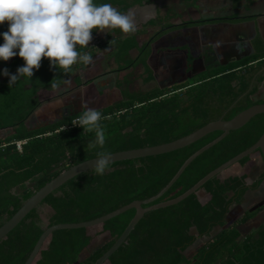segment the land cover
Segmentation results:
<instances>
[{
	"label": "trees",
	"instance_id": "1",
	"mask_svg": "<svg viewBox=\"0 0 264 264\" xmlns=\"http://www.w3.org/2000/svg\"><path fill=\"white\" fill-rule=\"evenodd\" d=\"M187 7L196 0H183ZM237 14L227 18H201L182 20L175 12L158 16L135 31L121 33L119 29L108 32L106 38L85 51L97 57L103 50L113 49L108 61L116 66L120 75L124 71L142 67L143 84L156 81L155 71L149 65L153 45L171 32L216 24L239 25L257 23L260 15H247L259 0H230ZM110 3L123 13L150 0H94ZM181 19V25L175 20ZM6 30V23L0 31ZM91 31L92 38L98 36ZM145 40L140 42L142 37ZM109 41L111 43L109 44ZM2 42V39H0ZM253 53L226 64L207 57L205 70L193 77L194 85L182 84L170 88L156 87L147 92H132L127 78L116 81L121 100L110 104L106 92L84 89V98L90 90L94 98L103 100L96 108L105 131L104 149L110 154L156 147L184 138L204 126L219 121H229L241 112L259 104L254 96L264 88V39L256 30L251 41ZM211 50V48L209 49ZM135 51L137 55L132 57ZM185 53L187 72L194 63L188 47L164 49L161 53ZM158 62V61H157ZM23 65L22 58L14 56L0 61V69L7 68L15 74ZM83 65L76 63L64 72L50 69L49 61L41 59L38 69L29 79H21L8 87V78L0 76V131L12 135L0 139V228L46 184L62 172L95 159L87 143L94 131H84L72 123L79 114H69L62 120L36 129L27 127L28 121L42 108L43 93H54L78 74ZM157 66V64H156ZM74 80L76 88L87 87ZM56 83L57 87H51ZM58 131V132H57ZM264 134V114L253 118L243 128L230 132L220 143L203 153L184 171L174 186L157 202L178 198L208 174L253 147ZM222 135L213 132L196 143L165 155L130 160L109 165L102 176L93 171L70 180L45 199L32 211L6 239L0 241V264H25L43 232L58 224H79L93 221L113 213L135 201H146L159 194L174 178L182 165L197 151ZM26 142L22 151L16 142ZM258 150L239 162L246 167ZM264 181V173L248 186V175L210 180L200 194L183 202L144 216L126 243L110 258L109 264H264V228L242 235L238 226L254 219L264 206L247 211L235 224L228 226L227 219L234 206L244 202L249 190H256ZM48 207V224L44 225L40 211ZM144 207H148L145 205ZM135 210L106 222L95 235L88 230H61L52 234L35 264H96L122 235L135 216ZM217 230H221L214 235ZM108 234L109 242L97 248L80 261L81 254L100 234ZM201 239H208L188 255Z\"/></svg>",
	"mask_w": 264,
	"mask_h": 264
},
{
	"label": "clouds",
	"instance_id": "2",
	"mask_svg": "<svg viewBox=\"0 0 264 264\" xmlns=\"http://www.w3.org/2000/svg\"><path fill=\"white\" fill-rule=\"evenodd\" d=\"M0 61L18 56L23 65L15 74L7 68L0 69V76L8 78V87L21 79H29L38 69L43 58L48 59L50 69L71 71L72 65H88L93 56L80 49L89 48L91 31L119 29L121 33L135 31L136 24L131 12L123 13L110 3L94 0H0ZM111 41H109V44ZM56 88L57 84L52 83ZM100 111L82 108L72 123L84 131H94L95 136L87 143L94 152L95 163L91 170L102 176L111 164V154L104 149L105 131L100 123Z\"/></svg>",
	"mask_w": 264,
	"mask_h": 264
},
{
	"label": "crops",
	"instance_id": "3",
	"mask_svg": "<svg viewBox=\"0 0 264 264\" xmlns=\"http://www.w3.org/2000/svg\"><path fill=\"white\" fill-rule=\"evenodd\" d=\"M129 12H131L133 15L136 27L143 26L149 23L151 20L157 18L158 16H165L168 12H175L177 14H180L182 16V20L184 21L198 20L201 18L204 19L227 18V17H232L238 13L237 10L234 9L233 4L230 0H196V3L190 7H187V5L183 0H150V2L147 4H144L142 6H135L129 9L127 13ZM246 14L260 15V17L258 18L257 23L248 22L239 25L216 24V25H208L198 28L182 29L169 33L168 35L162 37L158 42H156L153 45V53L151 58L149 59L150 67L155 71L156 70L155 65L157 64L161 75L165 74L169 76L175 74L176 70H173V72L170 71L165 72V70L167 69V65L185 64L184 63L185 59L183 57V54L185 53L184 52L178 54L161 53L160 54L161 56L159 57L158 52L164 49L180 48L186 46L190 49L193 57L195 58L196 55L194 54V50L196 48L201 49L202 44L205 43V36H204L205 30L212 32L214 34L212 37V41L213 44L217 46L218 53H221L222 49L224 51L226 47L230 49V46L236 42L238 31L241 33V35L248 36L251 43V41L255 37L256 30L259 29L264 39V0H259L258 2H256L252 6L251 11ZM182 20L178 19L175 20L173 23L178 26L181 25ZM109 31L110 30H101L96 38H91L89 44L95 45L98 41H101L102 39L106 38ZM145 38L146 36L142 37L140 39V42L144 41ZM112 50L113 49L103 50L99 55H97V57L93 59V61L90 63V67H93L92 69H90L93 70L92 75L90 77H86L87 70H84V68H82V70L79 71L78 74L71 77L73 84H74V80L77 77H80L83 83H86L90 80L93 81L92 84L87 87L77 88L81 90L83 94H84L83 92L84 89L90 88V89H95L98 92H103V88L104 87L106 88V84H108L109 82L112 81L116 84V81L118 80L117 78L118 73L114 69L117 68L116 66H111L110 68L109 61L107 59ZM252 53L253 52H251V54ZM131 55L132 57H135L137 53L133 51ZM100 57L103 58L101 59ZM197 63H199L198 60L194 62V66H193L194 71ZM139 68L142 70L141 75H143L144 70L142 67H137L134 70L137 71L139 70ZM134 70H129L122 73L125 74L124 78H127L128 75H130L131 72ZM160 80H162V78ZM160 80L159 78L158 79L156 78V82ZM69 88H70V82L67 81L64 84V86H62L60 89L65 90ZM71 91H74V88ZM71 91H68L70 92L69 94L72 93ZM256 95H258V97H260V95H263L264 97V89L259 94ZM69 97L70 95L67 96L66 98ZM258 99L262 100L261 98ZM243 173H246L248 175L247 185L248 186L253 185L255 182L259 180L260 176L264 173L263 159L258 154L255 155L246 167L243 168L238 165V167L235 168L233 174L231 176H228L227 178L238 176ZM259 206H264V181L261 183L258 189L249 190L246 193L244 197V202L241 205L234 206L232 208L231 212L234 209L241 210V215L239 214L238 219L237 218L236 220L234 219L233 223L238 222V220L243 216L245 212L253 211ZM231 212L229 216L232 215ZM233 223L229 224L228 226H231ZM248 227H250V231H248ZM260 228H264V209L247 224L238 226L239 231L244 236L257 231ZM243 231H248V232L243 233ZM219 232H221V230H217L214 235H217Z\"/></svg>",
	"mask_w": 264,
	"mask_h": 264
},
{
	"label": "water",
	"instance_id": "4",
	"mask_svg": "<svg viewBox=\"0 0 264 264\" xmlns=\"http://www.w3.org/2000/svg\"><path fill=\"white\" fill-rule=\"evenodd\" d=\"M262 114H264V104L255 105L241 112L240 114H238L237 116H235L233 119L229 121L219 120V121L210 123L204 126L203 128L199 129L198 131L184 138H181L177 141L164 144V145H160V146H156V147H148L144 149L130 150V151H124V152H118V153L111 154V157H110L111 164L110 165L119 163V162H124V161L160 156V155H165V154L172 153L174 151L186 148L213 132L222 133V135L219 138H217L215 141L203 147L202 149L197 151L195 154H193L190 158H188L186 162L182 165L180 170L177 172V174L174 176V178L155 197L149 200H146V201H135L127 206L120 208L119 210L113 213H110L104 217H101L93 221L79 223V224H58V225H54V226L47 228L43 232L41 237L39 238L35 248L33 249L30 257L28 258L25 264H35L45 244L47 243L49 238L52 236V234L57 231L82 230V229L89 230V229L96 228V227L102 228L106 222L112 219H115L125 214L128 211L135 210L136 212L135 216L130 221L129 225L124 230L122 235L116 240L113 246L103 256H101L96 262V264H109L110 258L120 249L121 246H123L126 243L131 233L134 231L138 223L144 218L145 215L151 212L160 210V209H165L171 206H175L194 194H200L203 186L207 184L210 180L223 175L225 172H227L234 166L239 165V162L241 160L249 156H252L258 150H260L261 158L264 161V134H263L261 138L259 139V141L253 147H251L247 151L243 152L242 154L238 155L237 157L233 158L232 160L228 161L227 163L223 164L222 166H220L219 168H217L216 170L208 174L205 178L200 180L195 186H193L190 190H188L187 192H185L178 198L170 200V201L154 204L155 202L160 200L174 186V184L179 180V178L182 176L184 171L190 166V164H192L193 161H195L203 153H205L206 151H208L209 149H211L212 147L220 143L230 132L243 128L253 118H255L258 115H262ZM94 163H95V159H91L81 164H78L62 172L59 176H57L51 182L46 184L42 189L36 192L22 206V208L8 222H6L0 228V241L6 239V237L17 226H19L22 223V221L25 220V218L32 211L39 208L41 204L45 201V199L49 197L51 194H53L56 190H58L64 184L76 178L77 176L83 173L92 171L91 167L94 165ZM145 205H148V207H144Z\"/></svg>",
	"mask_w": 264,
	"mask_h": 264
},
{
	"label": "rangeland",
	"instance_id": "5",
	"mask_svg": "<svg viewBox=\"0 0 264 264\" xmlns=\"http://www.w3.org/2000/svg\"><path fill=\"white\" fill-rule=\"evenodd\" d=\"M205 34V43L202 44L201 49H195L194 54L196 55L195 58L193 57L190 49V54L194 58V62L196 60L199 61L197 65L195 66V71H194V63L192 65L191 71L188 73L187 72V63H186V57L185 54H183L184 57V63L183 65L181 64H170L167 65V69L165 72L170 71L173 72L175 71V74L172 75H165L160 73V70L158 69V65L156 66V72L155 76L159 80L162 78V80L158 82H151L149 84H143L142 82V70L139 68L137 71H132L130 75H128V79L131 81V91L132 92H147L150 91L156 87L159 88H170L176 85H182V84H188V85H194V79L193 77L196 76L197 74L201 73L202 71L205 70V61L206 58L209 57L212 59L214 62H218L220 64H226L230 61L233 60H238L240 58H243L245 56H248L253 52L252 46L249 40L248 36L241 35V33L238 31V35L236 38V42L230 46V49L226 47V49L223 51L221 50V53H218L217 46L213 44L212 37L213 33L209 31H204ZM211 48V50H209ZM173 49V48H172ZM229 54V55H228ZM101 59L103 57H100ZM108 59V58H107ZM114 66L113 64H110L109 62V67ZM84 70L86 71V77H90L92 75L93 67H90V64L83 67ZM117 70V69H114ZM129 71V70H128ZM126 72V71H124ZM122 72V73H124ZM120 74L117 76L118 79H123L125 74ZM84 74V71H83ZM164 80V81H163ZM68 82H70V88L65 89V90H57L54 93H43L42 94V99L44 101V105L42 108L28 121L27 127L30 129H36L40 127L41 125H49L53 124L55 122H58L65 118L69 114H76L80 113L82 111V108H90V109H96L103 104V100L97 99L93 97L92 90L89 91L87 94L86 98H84V94L82 93L81 90L77 89L75 85L73 84V81L71 78L68 79ZM74 88V91H71ZM264 89V88H263ZM262 89V90H263ZM261 90V91H262ZM71 91L72 93L69 94ZM103 91L106 92L105 98L108 100L110 104L117 103L121 100L120 92L116 89V84L114 82H109L106 84V88H103ZM260 91V92H261ZM259 92V93H260ZM258 93V94H259ZM69 98H66L69 96ZM258 98H261L262 101H264L263 95H258L254 96V100H260ZM12 135V131H0V139H5L8 138L9 136ZM255 156V155H254ZM253 156V157H254ZM252 157V159H253ZM251 159V160H252ZM238 167V165H236ZM234 166L227 172H225L223 175H221L222 179H226L228 176H231L237 168ZM51 213V210L48 207H44L40 211L41 218L44 222V225L48 224V215ZM232 215L229 216V219H227L228 225L233 223L234 219H238V215H241V210L240 209H234L232 212ZM235 224V223H233ZM232 224V225H233ZM257 227V226H256ZM248 231H250V227H248ZM248 231H243V233L248 232ZM89 234L95 235L97 233L101 232L100 227L92 228L88 230ZM214 236V234H213ZM110 237L108 234H100L95 238V240L92 242V244L81 254L80 256V261L84 260L87 258L94 250L97 248L103 246L107 242H109ZM208 239H202L199 240L194 247L188 251V255L192 256L194 253V249L200 247L203 243H205Z\"/></svg>",
	"mask_w": 264,
	"mask_h": 264
},
{
	"label": "built area",
	"instance_id": "6",
	"mask_svg": "<svg viewBox=\"0 0 264 264\" xmlns=\"http://www.w3.org/2000/svg\"><path fill=\"white\" fill-rule=\"evenodd\" d=\"M75 121V120H74ZM73 121V122H74ZM73 125V124H72ZM74 126V125H73ZM58 132V131H57ZM26 142L22 141V142H16V146L17 149L21 152L22 151V146L25 144Z\"/></svg>",
	"mask_w": 264,
	"mask_h": 264
}]
</instances>
